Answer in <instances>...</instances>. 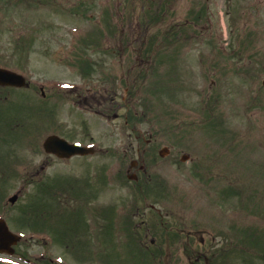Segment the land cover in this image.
Returning <instances> with one entry per match:
<instances>
[{
    "label": "rangeland",
    "instance_id": "374dc122",
    "mask_svg": "<svg viewBox=\"0 0 264 264\" xmlns=\"http://www.w3.org/2000/svg\"><path fill=\"white\" fill-rule=\"evenodd\" d=\"M249 9L253 12L245 21ZM147 13L158 17L143 19ZM172 38L182 44L171 43ZM244 39L252 46L239 58L235 54ZM260 64L264 0H0V67L29 82L28 89L11 93L10 106L22 119L38 122L41 141L56 134L95 151L70 160L41 150L35 156L25 145L17 151L22 169L42 168L39 183L68 177L87 179L93 187L78 183L80 193L89 195L73 199L57 187L40 192L26 185L25 198L9 209V219L22 220L21 209L40 203L67 220V213L83 203L86 213L82 207L77 212L88 228L82 235L80 227L79 236L62 238L59 245L52 240L54 230L33 233L32 225L13 221L9 228L22 239L18 250L31 263L12 257L4 264L36 259L188 264L193 261L189 251L213 252L225 245L229 251L221 264H262L245 247L250 231L264 247ZM88 72V79L79 74ZM125 85L132 86L133 97ZM103 97L114 98V105H106ZM32 102L41 110L32 111ZM137 118L143 121L131 127ZM163 148L168 153L161 158ZM131 162L137 167L130 169ZM131 174L146 182L143 193L152 186L157 191L142 195L126 181ZM164 230L178 235L163 237ZM240 240L242 249L235 243ZM156 246L161 254L153 256Z\"/></svg>",
    "mask_w": 264,
    "mask_h": 264
},
{
    "label": "flooded vegetation",
    "instance_id": "af4514ba",
    "mask_svg": "<svg viewBox=\"0 0 264 264\" xmlns=\"http://www.w3.org/2000/svg\"><path fill=\"white\" fill-rule=\"evenodd\" d=\"M243 11H238V14L243 13ZM251 12L253 10L249 9L245 21L249 19ZM237 30L241 31V28ZM10 89L13 88L0 87V94H8ZM6 108L5 106V110ZM6 118L7 120L0 121V218L10 222L13 217L11 216L9 219V209L23 201L26 192L25 186L27 185L33 189L40 187L37 177L42 169L40 166L33 170L22 169L20 159L16 155L17 151L25 145L30 154L40 155L41 136L40 126L36 122H20L14 120V117L10 119V115ZM12 178H17V180L14 179L10 183Z\"/></svg>",
    "mask_w": 264,
    "mask_h": 264
},
{
    "label": "trees",
    "instance_id": "16d2710c",
    "mask_svg": "<svg viewBox=\"0 0 264 264\" xmlns=\"http://www.w3.org/2000/svg\"><path fill=\"white\" fill-rule=\"evenodd\" d=\"M165 13V11L163 12V14ZM162 15H160V18H162ZM156 17H158V14H155V15H152V16H146L145 18L143 19H146V18H149L148 21H153V19H155ZM153 22H150L148 24H152ZM179 39L177 41H175L174 38H172L170 40L171 43H178ZM179 44V43H178ZM151 47V46H150ZM152 48V47H151ZM80 58V57H79ZM78 64L81 63L80 62H77ZM83 64V63H82ZM85 66H90L88 65V63H84ZM143 76L145 77V74H143ZM144 183V182H143ZM146 186V182L143 184ZM43 188H46V189H42V191H47L48 187L47 186H43ZM53 214L50 213V212H46V211H42V210H32L31 211V218L30 219H25L27 222L30 221L31 225L35 228V229H40V231L42 233H46L45 231L43 230H52V221H53ZM245 235H249L251 236V241L248 243L245 244V247L247 246V248H249L251 250V253L249 254L252 255L251 256V259H254L256 258L255 256H258V258H256L257 261H260L262 262V264H264V247L262 246V241H260V239L256 237L255 234H253L251 231ZM163 236H168V234H163ZM227 241V239H225ZM164 243L166 241L162 240ZM230 242V241H229ZM239 244V249H242L244 247V242L243 240H240V241H235V243ZM233 243V242H232ZM221 245V244H220ZM260 248V251L261 252H258L257 254H255V250L254 248ZM237 249V248H236ZM151 251H155L154 252H151V254L153 256H156L157 255H160L161 254V250L155 247H153L151 249ZM229 251L228 249V246L225 245L223 247H220L219 249H217V251H213V252H210L206 255L203 253L201 256H198V259L194 262V264H197L198 262H200V264H221L220 262V259H222L224 256H226L225 254ZM252 261V260H251ZM252 262H250L249 264H251ZM47 264V263H45Z\"/></svg>",
    "mask_w": 264,
    "mask_h": 264
},
{
    "label": "water",
    "instance_id": "95a60500",
    "mask_svg": "<svg viewBox=\"0 0 264 264\" xmlns=\"http://www.w3.org/2000/svg\"><path fill=\"white\" fill-rule=\"evenodd\" d=\"M0 85L22 88L25 85L24 79L14 73L0 69ZM45 153L53 154L57 158H70L74 155H86L92 153L91 149L82 148L79 145L67 144L56 136H48L42 144ZM160 156H163L160 153ZM132 179V178H130ZM18 238L10 234L5 224L0 221V254H12L10 247L15 245Z\"/></svg>",
    "mask_w": 264,
    "mask_h": 264
}]
</instances>
